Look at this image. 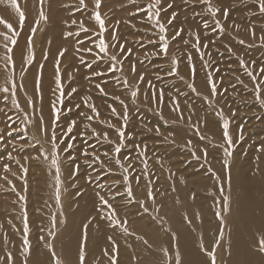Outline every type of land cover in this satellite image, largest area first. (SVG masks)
<instances>
[{
    "label": "rangeland",
    "instance_id": "rangeland-1",
    "mask_svg": "<svg viewBox=\"0 0 264 264\" xmlns=\"http://www.w3.org/2000/svg\"><path fill=\"white\" fill-rule=\"evenodd\" d=\"M29 1V11L26 12L23 5L27 6ZM86 2L88 8L77 11L78 0H45L43 7L49 19L47 22L41 21L40 29L34 37L35 60L30 66L26 63L22 66V57H26L27 53L26 42L30 29L38 18L40 5L38 0H19L26 14V20L18 39V45L14 50L16 61L14 77L17 83L23 79L24 88L17 89L16 98L24 111L16 109L11 98L5 103L3 99L5 94L0 91V109H4L0 112V134H4L11 123L7 120L5 112L15 121L12 127L27 126L29 131L25 139L21 140L19 137L15 140L10 139L9 146L6 149H0V249L4 247L13 249V253L22 264L24 257L18 250L22 236L17 229L23 228L22 216L26 205L32 252L35 251L38 254L42 264H51V256L39 237L43 235L46 239H50L45 230L49 228L50 218L53 215L57 217V235L55 240H50V242L54 245L56 254L63 264H77L78 246L84 232V225H87V264H109L108 256L104 255L105 249L111 250L112 248V243L108 240L109 236L113 237L119 248L118 264H163L164 255L161 248H169V254L172 255L176 244L179 246L182 264H210L208 257L200 251V238H203L205 247L212 250L211 246L218 238L221 227H223L224 239L220 247L215 250L217 264L228 263L230 255L226 249L231 243L230 234L233 230L240 232L243 239L247 240L245 249L251 256H255L252 248L259 232L254 230L253 240L247 239L248 231L241 226L238 206L240 207L244 200H250L251 195L256 193L255 191L264 189V153L258 151L261 146H264L262 145L264 142V107L254 102L252 82L239 63L243 60L245 63L255 61L256 67L264 65V47L260 46L258 39L264 34L261 32L264 28V16L260 15L256 0H220L222 7L230 9L228 19H221L225 27L224 32H220L219 29L213 31V18L203 5L175 0L174 8L179 16L174 23L186 30L200 32L201 44L208 45L207 48H201V51L206 53L204 59L210 61L211 64L209 68L201 67L198 53L190 47L193 42L192 37L185 33L184 39L189 40L188 46L184 45L183 41H173L169 48V57L175 56L182 60L180 75L185 77L184 80L175 75H168L172 66L170 58L157 57L152 54L156 49L148 41L157 40L156 34L159 29L154 24H149L143 13L136 16L130 15L131 12L136 11V5H133L131 0H103L101 12L105 15L106 23L111 26L116 21H122L119 24L118 34L124 41L129 42L126 46L132 48L133 54L125 60L123 72L117 71L114 75L109 73L106 76H95L94 71H104L109 61L105 57L103 61L92 63L97 50L92 43L96 39L95 35L80 32V35L76 36L75 33L79 31V26L71 23L72 20H83L87 27H93L94 22L89 20L93 9L92 0H86ZM146 2L147 0H137L139 5H144ZM1 8L7 11L9 20L2 11H0V17L18 28V13L3 5H0ZM171 11L169 9V12ZM194 11L202 14L195 16ZM205 22L209 24L207 29L203 27ZM234 24L240 26L239 31L233 27ZM250 27L256 30V40H252L248 34L247 29ZM5 30L4 26L0 25V32ZM69 31L74 35L66 38ZM169 36H171V30ZM241 39L245 41L243 44L240 43ZM77 40L83 43L77 44ZM0 43H2V38H0ZM53 43L54 51L58 48V52L63 48L68 49L61 60V75L65 92L67 93L70 88L77 89V92L70 98L65 97L64 105L65 107L81 105L80 108L73 107L70 113H62L59 127L56 129L57 136L60 137L68 121L74 119L78 124L74 135L81 131L90 133L91 128H95L97 131H108L110 138L116 139L115 132L108 128V125L119 126L122 121L111 114L109 105L115 106L117 112L122 113L123 109L119 101L114 99L115 96H119L120 100L128 106L127 132L132 135L136 144L141 147L147 146V160L151 171L141 179L139 187L133 182V190L136 198L140 200L146 199V193L149 190L153 191L156 196L155 205H152L149 200V212L143 213L139 205L126 206V201L121 198L113 202L118 215L127 220L124 226L129 229L130 234H125L120 227L110 226L109 221L100 214V204L96 196V192L100 191L97 183H111L113 179L119 180L120 177L114 175L98 180L96 172L93 171L95 166L89 167V163H86L88 158L82 156L84 150L89 153L95 151L102 154L109 150L111 145L98 142L91 135L85 142L83 137L77 135L76 148L72 154L77 157L76 163L80 165L79 175H71L72 168L67 162L61 164L62 184L59 187L63 205L62 216L60 205L55 202L56 183L54 170L50 167V158L46 160L42 153H37L28 147L29 144L36 143L33 140L35 136L40 140L37 147L51 152V145L42 134L38 133L36 124L25 125L22 121L26 119L25 112L30 114L32 120H35L40 114L39 107L42 105L44 121L51 126L50 104L58 97V93L54 94L57 87L54 83L56 74L54 64L58 59V53L55 60L51 62L53 64L51 79H47L45 69L48 68L49 50H51L49 48ZM141 44L144 47H141ZM78 48H93V52L80 51L78 53ZM4 52V48L0 46V88L6 86V82L12 75L3 66ZM187 53H191L197 68L196 85L202 93L201 96L192 93L187 87L189 71L185 58ZM45 54H47V59H44ZM81 56L85 63L80 62L79 57ZM89 63H92L91 68L87 66ZM41 64H43L41 87L40 92L37 93L35 82ZM130 64H135L137 72L143 73V83L137 80L136 75L129 72ZM213 68L220 69L213 75L223 78V86L228 88L227 93H221L213 99V104L217 110L223 108L226 117L235 112L230 126V132L236 141L230 172L222 164L224 155L219 147L223 143L219 117L203 99V95L207 94L204 83L205 73L206 71L211 72ZM69 74H71V79ZM124 78H127V85L121 83ZM239 80H243L244 83L240 84ZM148 82H151V88ZM97 84L103 86L109 95L102 96L96 88ZM137 85L140 95L133 100L131 91ZM159 90H163L164 93L162 101L152 95L153 91L158 93ZM40 95H42V101L38 98ZM170 97L180 102V111L184 119L178 118L177 112L172 111L173 105ZM32 99L36 100L37 105L34 115L33 107L28 103ZM85 99L95 104L100 112V116L92 121H88L84 115H81V113L92 114L83 104ZM186 105H190L194 111H189ZM189 116L191 119H188ZM197 123H199V130L196 127ZM157 127H159V132L155 131ZM238 127L243 129L245 139L242 142L236 139ZM201 136L205 139H201ZM187 141L192 143L187 144ZM13 143L15 149L11 146ZM63 146L62 143L60 147L63 148ZM204 148L208 151L207 161L203 159L198 161L191 155L192 150H195L196 155L200 156ZM133 149L134 145L129 142L127 150L121 153V157L131 154L133 164L136 166L135 172L139 173L142 170V165L137 158L139 149ZM8 151H11L13 156L18 157L21 164L28 168L26 174H23L14 162L7 161ZM37 155H40V159L34 158ZM63 155L66 156L67 153ZM258 155L259 162L256 160ZM25 157L29 158L25 159ZM5 163L11 165L12 173H16L15 176L4 172ZM109 166L112 165L109 163ZM114 171L117 173L120 171L118 165L115 166ZM153 174L158 179H155ZM214 174L219 176L218 180ZM5 175L15 185V192L11 191L12 184L3 179ZM89 176L92 177L91 181H89ZM150 179L152 183H147ZM221 187L224 189L223 192L220 191ZM101 194L105 193L101 192ZM21 195L26 197V202L19 200ZM221 196L230 198V211L223 208ZM157 208L159 212L156 211ZM217 211H222L225 221L223 226L215 215ZM185 215L192 220L191 225L185 220ZM258 215L260 216V213ZM65 219L66 223L63 222ZM172 232L176 233L178 240H172ZM5 236L8 238L7 242ZM139 237H143L148 243L145 244ZM63 246L71 248L75 257L73 261L62 253ZM260 258L264 260V257ZM30 259L31 257L28 259V264L31 263Z\"/></svg>",
    "mask_w": 264,
    "mask_h": 264
},
{
    "label": "snow or ice",
    "instance_id": "snow-or-ice-1",
    "mask_svg": "<svg viewBox=\"0 0 264 264\" xmlns=\"http://www.w3.org/2000/svg\"><path fill=\"white\" fill-rule=\"evenodd\" d=\"M39 2V10H38V18L34 21V26L30 29V33L27 39V53L26 57H22V66L24 63L27 65H31L33 61L35 60V51H34V37L37 33V31L40 29V23L41 21L47 22L49 17L46 14L44 10V4L45 0H38ZM187 3H198L200 5H203L207 13L213 18V31L216 29H219L220 32L225 31L224 25L221 23V19L227 20L229 16L230 9L227 7H222L220 5V0H216L214 3V0H185ZM103 0H92L93 9L89 16V20L94 22L93 27H87L85 22L83 20H72L71 23L79 26V31L75 33L76 36L80 35V32H83L85 34H94L96 39L92 41V43L95 45V48L97 49L94 53V60L92 63H97L98 61H103L105 57H107L109 63L107 65V68L104 71H94V75L97 77L106 76L107 74H115L117 71L123 72L124 62L133 54V50L130 47H127V41H124L122 37L119 36V24L122 23V21H116L114 24L106 23L105 15H102L101 7H102ZM131 3L133 5H136V11L131 12V16H136L139 13H143L146 17V20L149 24H154L155 27L159 29L157 35V40H149L148 43L152 44L153 47L156 49L152 54L154 56L160 57L163 56L165 58H170L171 60V68L168 71V75H175L178 76L181 80H184L185 77L180 75L181 68L180 65L182 63V60L172 56L169 57V48L170 44L173 41L180 42L183 41L184 45H189V40L184 39V34L187 33L188 36L192 37L193 42L190 44V47L194 49L199 56V59L201 60V67L202 68H209L211 67L210 61H207L204 59L206 53L201 51V48H207V44H201V38H200V32L199 31H192L190 29L186 30L182 26H178L175 21H177V18L179 16V13L175 11L174 5L175 0H147L146 4L139 5L137 3V0H131ZM256 3L258 5V11L260 15L264 16V0H256ZM0 5L5 6L6 8L14 9L16 13H18V28L14 27L13 24L2 17H0V25H3L6 29L3 32H0V38H2V43H0V46H2L5 50L3 59V66L5 69L9 70L11 72L10 79L6 82V86H3L0 88V91H2L5 95L3 97L5 103L11 98L12 104L15 106L16 109H19L20 111H24L21 109L19 100L16 98V93L18 88H24L23 79L19 83L15 80L14 77V70L16 66V61L14 59V50L16 49L18 45V39L20 36L21 31L23 30L24 23L26 20V14L24 10H22L19 0H0ZM88 8V3L86 0H78V5L76 10L77 11H83ZM169 9L172 11L169 12ZM195 16H199L202 13L199 12H193ZM220 17V18H217ZM67 23V22H65ZM132 27H135V25H132ZM203 27L207 29L209 27V24L207 22L204 23ZM233 27L239 31L240 26L239 25H233ZM19 29V30H18ZM171 30V36H169V31ZM248 34L252 40L257 39L256 30L254 28H248L247 29ZM261 32L264 33V28L261 29ZM107 34V38L106 37ZM74 33L69 31L66 34L67 37L73 36ZM259 43L261 47H264V34L260 35L258 37ZM245 41L243 39L240 40V43L243 44ZM83 41L77 40V44H82ZM141 47H144L143 44H141ZM80 51H87L89 53L93 52V48H78L77 52ZM231 51V49H229ZM68 52L67 48H63L58 52V59L56 60L54 64L55 68V77H54V83L57 85L56 89L54 90V94L58 93V97L55 101H53L50 104V109L52 112L51 117V126L47 125L44 121L43 116V107L42 105L39 107V115L36 116L35 120H32L30 118V114L25 112L26 119L22 121L25 125H30L32 123H35L37 126L38 133L42 134L47 142L51 145V152H48L46 149H42V147H37L38 144H40V140L37 139V137H33V140L36 141L35 144H29L28 147L32 148L37 153H42L44 155V159L48 160L50 158V167L54 170V180L56 183V191H55V202L56 204L60 205V215H63V205L61 203V193H60V185L62 184L61 175H62V169L61 164L62 162H67L69 166L72 168L71 175L78 176L79 175V169L80 165L76 163L77 157L73 155V150L76 148L75 141L77 139V135L83 137L85 139V142L87 141V137L89 135L93 136L98 142L107 143L111 145V148L109 150L104 151L101 153H96L93 151L92 153H89L87 150H84L82 152V156L87 157L88 160H86V163H89V167L95 166L93 168V171L97 174L98 180H104L108 176H114L118 175L120 177L119 180L113 179L111 183H97V188L100 189V191L96 192V196L98 198L99 204H100V214L104 216V219L108 220L110 223V226L113 228L120 227L122 231L125 234H130L129 229L124 226L127 224L126 219H122L118 213L117 208L114 206L113 202L116 201L118 198H121L126 201V206H132V205H139L140 210H142L143 213L149 212L148 207V201H151L152 205H155L156 202V196L153 191L149 190L146 193V199L140 200L136 198V195L133 190V182H135L136 186L139 187L141 179L148 175V173L151 171L149 168L148 160H147V146L144 145L141 147V145L136 144L135 140L133 139L132 135L127 132V124H128V111H127V105L123 100H120L119 96H115L114 99L119 101V104L121 108L123 109L122 113H118L115 106L109 105L110 112L113 116H117L122 123L117 126L116 124H109L108 128L112 129L115 132L116 139H111L109 136L108 131H97L95 128H91L90 133L88 131H81L78 132L77 135H74V131L78 129L77 121L74 119H70L66 125V127L63 129V134L58 137L56 129L59 127V122L61 120L62 113L64 112H72L73 107L80 108V104H76L73 107H65L64 100L65 97L68 96L69 98L77 92L76 88H70L68 92L66 93L63 86V77L61 75V60L65 57V54ZM210 56V54H208ZM186 60H187V66H188V81H187V87L191 89L192 93H195L197 96H201L202 93L200 90H198L196 85V76H197V68L195 63L193 62V58L191 56V53L186 54ZM44 59H47V54H45ZM81 63H85L83 60V57H79ZM92 63H89L87 66L89 68L92 67ZM142 63V62H141ZM241 67L245 69L246 75L249 78V80L252 82V93L255 97L256 103H259L261 107H264V65L256 67L255 61H252L250 63H245V61L240 60L239 61ZM42 69L43 64L39 66L38 70V76L35 82V91L37 93L40 92L41 87V79H42ZM219 68H213L211 72L205 73V87L207 89V94L203 95V99L208 102V107L212 108L213 111L216 112V115L219 117L220 120V127H221V139L223 143L219 145L221 150L223 151L224 158L222 159V164L226 169L229 170L231 168L232 158L234 155V146L236 141L233 139V135L230 132V126L232 123V117L235 116V112H232L230 116H225L223 108H220L217 110L213 104V99L217 96H220L221 93H227L228 88L224 87V80L221 77H214V72H219ZM129 72L133 75L137 76V80L140 83L144 82V75L143 73H138L137 68L135 64H130L129 66ZM69 78L71 79V74H69ZM91 79V77H89ZM121 83L124 85L128 84L127 78H124L121 80ZM149 83V87L151 88V82ZM240 84H243V80H239ZM232 87H235L234 85H231ZM245 87H247L245 85ZM97 90L102 96H108L109 93L105 91V88L101 86L100 84L96 85ZM138 95H140V89L137 86L134 87V90L131 91V97L133 100H135ZM146 98H147V94ZM152 95L154 98L158 100H163V90H159L158 93L156 91L152 92ZM42 101V95L38 97ZM90 99V98H89ZM89 99H85L83 101V104L86 105L89 109V111L92 113L91 115H86L81 113V115H84V118L88 121H92L100 116L99 109L97 106L93 103L89 102ZM172 102L173 108L172 111L177 112V116L180 119H184L183 113L180 111V102L178 100L169 98ZM29 104L33 107V115L36 112V100L32 99L28 101ZM186 107L189 108V111H194L191 109L190 105H186ZM4 109H0V112H3ZM5 116L7 117V120L11 123L8 125V128L4 134H0V149H6L9 144V140H15L17 137L19 139L23 140L25 139L29 129L27 126L23 128H16L12 127V124L15 123L12 116H8L5 112ZM188 119H191V116L188 117ZM204 123H207V120H204ZM90 127V125H89ZM197 130H199V123L196 125ZM149 131H152L149 129ZM156 132H159V127L155 129ZM201 139H205V137L201 136ZM236 139L239 141H244L245 137L243 134L242 127H238L237 133H236ZM65 141H67L65 143ZM131 142L134 145V149H139L138 153V159L140 164L142 165V170L139 173L135 172V165L133 164V158L131 154H128L125 157H121V153L125 152L128 148V144ZM63 143V148L60 147V145ZM191 141H187V144H191ZM262 145H264V142H262ZM12 148L15 149V144L13 143ZM21 150H23V146H21ZM258 151L260 153H264V146H261ZM64 153H67V155H63ZM191 155L196 160H205L208 159V151L207 148H204L201 150V155L197 156L195 150H192ZM7 161H12L16 165H18L21 169V172L23 174H26L28 172V168L21 164V161L18 157L13 156L11 151H8L6 153ZM29 157H25V159H28ZM35 159H40V155H37L34 157ZM257 162H259L260 157L259 155L256 157ZM109 163L112 165L109 166ZM118 165L120 171L117 173L114 171L115 166ZM203 167V165H201ZM3 170L5 173H10L13 176L16 175V173H12L11 165L9 163H5L3 165ZM216 175V174H214ZM154 177V174H153ZM23 178V176L21 177ZM155 179H158V177H154ZM5 181H7L9 184H12L11 181L8 180V176L5 175L3 177ZM216 179H219V176L216 175ZM92 180V177L89 176V181ZM147 183H152V180H148ZM26 184V180H25ZM106 190V191H105ZM11 191L15 192V185L12 184ZM220 191L223 192V187L220 188ZM101 192H104L105 194H101ZM108 197V198H106ZM20 201L26 202L25 196H19ZM221 201L223 202V208L225 210L230 211V198L227 196H221ZM157 212H159V209H156ZM215 215L219 218L220 224L223 226L225 221L223 218L222 211H217ZM185 220L189 225H191L192 220H190L187 215H185ZM11 221H9L10 223ZM22 222H23V228L17 229V231L21 232L22 239L20 241V247L19 252L20 255L24 257L22 264H28V259L32 255V245L31 241L29 239V224H28V213L26 205L23 209V216H22ZM66 223V219L63 221ZM50 226L45 231L47 232V237L50 239H46L45 236L41 235L39 237V240L43 243L44 247L48 250L51 256V264H63L60 257L57 256L54 245L50 242V240H55L57 235V217L55 215L51 216L50 218ZM87 225H84V232L82 234L79 246H78V252H77V264H86V257H87V251H86V242H87ZM169 231H171L169 229ZM134 235V233H131ZM171 237L173 241L178 240V237L175 232L171 233ZM7 236H5V241L7 242ZM139 239L143 240L145 244L148 243L147 240H144L143 237H139ZM224 239V232L223 227L219 230V236L216 240H214L211 248L212 250H209L207 247H205V244L203 242V238H200V251L208 257V260L210 264H217V255H216V249H218L221 245V241ZM108 240L112 243L111 250L105 249L104 255L108 256L109 258V264H118V254H119V248L116 244L113 237L109 236ZM161 251L164 255V261L163 264H182V258L180 255V250L178 244H176L173 254L170 255L169 248L162 247ZM228 255H231V245L229 243L228 248L226 249ZM252 251L259 255L260 257H264V229H261L259 231V234L254 239V244ZM0 264H16V258L13 255L11 251L6 252L5 256L0 257ZM260 264H264V260L260 262Z\"/></svg>",
    "mask_w": 264,
    "mask_h": 264
},
{
    "label": "bare ground",
    "instance_id": "bare-ground-1",
    "mask_svg": "<svg viewBox=\"0 0 264 264\" xmlns=\"http://www.w3.org/2000/svg\"><path fill=\"white\" fill-rule=\"evenodd\" d=\"M29 5H30V1L27 3V6L23 5L26 12L29 11ZM0 11H2L4 13V15L8 18V16H7L8 13L6 10L4 11L1 8ZM8 20H9V18H8ZM54 47H55L54 43L50 44L49 49H51V50H49L50 51L49 58H48L49 61L47 63L48 68L45 69V74L48 77L47 79H51L50 76H52V67H53V64L51 62L53 60H55L56 55L58 53V49H59L58 48L54 51ZM255 192H256L255 194L251 195L250 200L246 199L241 203L240 207L238 206V212H240L241 226H244L247 229V231H248V238L247 239L248 240H250V239L253 240V238H254L253 234L255 233L254 230L259 232L261 229H264V189L260 190V191H255ZM48 200H49V198H48ZM258 213H260V216L258 215ZM230 241H231V243H230L231 255L228 258L227 264H260V262L262 261V258H260V256L256 255V254H255V256H251L250 253L247 252V249H245L246 245H247V240L243 239V236L241 235L240 232L233 230L232 234H230ZM71 242H73V241L71 240ZM0 244H1V241H0ZM8 251H11L13 253V249H10V248L8 249V248L4 247L3 249H0V257L5 256L6 252H8ZM62 253L66 257L71 258V261H73V258H75L73 256L71 248L68 246H66V247H64V249H62ZM13 255L15 256L16 254L13 253ZM30 257H31V259L29 260L31 262L30 264H42L41 259L38 257V254L35 251L32 252V255ZM15 258H16V256H15ZM16 264H21V262L17 258H16Z\"/></svg>",
    "mask_w": 264,
    "mask_h": 264
}]
</instances>
